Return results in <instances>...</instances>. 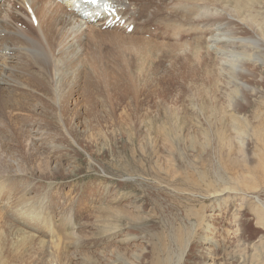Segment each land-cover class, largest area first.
Returning a JSON list of instances; mask_svg holds the SVG:
<instances>
[{
  "label": "rangeland",
  "instance_id": "374dc122",
  "mask_svg": "<svg viewBox=\"0 0 264 264\" xmlns=\"http://www.w3.org/2000/svg\"><path fill=\"white\" fill-rule=\"evenodd\" d=\"M73 32L83 76L59 98L0 84V264H200L207 226L216 264H239L238 239L264 241L262 61L248 94L207 44Z\"/></svg>",
  "mask_w": 264,
  "mask_h": 264
},
{
  "label": "bare ground",
  "instance_id": "6f19581e",
  "mask_svg": "<svg viewBox=\"0 0 264 264\" xmlns=\"http://www.w3.org/2000/svg\"><path fill=\"white\" fill-rule=\"evenodd\" d=\"M220 1L0 0V84L9 91L18 89L59 98L64 82L74 84L77 77L83 76L76 70L80 56L73 42L75 34L70 33L74 27L82 33L81 37L86 36V31L108 30L131 35L130 42H134V35L149 39L147 35L152 33L156 40H168L162 43L176 50L174 58H184L189 52L195 55L207 44L217 55L215 71L225 79L226 86L239 85L248 94H254L258 88L254 89L252 84L261 79L253 75L250 67L258 61L264 64V15L254 9L258 0H233V7ZM152 20L163 23V30L157 22L147 24ZM186 33L195 35L192 49L180 39ZM30 63L36 67L33 74ZM199 65L204 67L202 60ZM122 77L132 75L125 73ZM222 86L225 88V84ZM125 95L122 93L119 100ZM103 96L108 104L115 98L110 94ZM260 127H264V121ZM260 219L264 225V218ZM197 222L200 225L201 218H196ZM231 224L242 235L238 216L232 218ZM203 230L206 236L200 241L203 249L199 251L201 258L205 257L200 264H216L210 247L216 233L210 226ZM238 241L245 246L239 264H264V241Z\"/></svg>",
  "mask_w": 264,
  "mask_h": 264
},
{
  "label": "snow or ice",
  "instance_id": "6c2138e0",
  "mask_svg": "<svg viewBox=\"0 0 264 264\" xmlns=\"http://www.w3.org/2000/svg\"><path fill=\"white\" fill-rule=\"evenodd\" d=\"M93 2H95V0H93Z\"/></svg>",
  "mask_w": 264,
  "mask_h": 264
}]
</instances>
